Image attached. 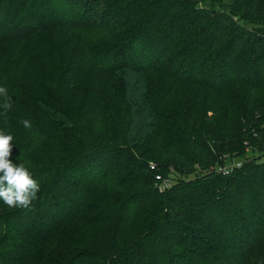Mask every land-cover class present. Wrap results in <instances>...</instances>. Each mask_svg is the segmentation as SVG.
Returning a JSON list of instances; mask_svg holds the SVG:
<instances>
[{
    "label": "trees",
    "instance_id": "obj_1",
    "mask_svg": "<svg viewBox=\"0 0 264 264\" xmlns=\"http://www.w3.org/2000/svg\"><path fill=\"white\" fill-rule=\"evenodd\" d=\"M0 87V264H264V0H0Z\"/></svg>",
    "mask_w": 264,
    "mask_h": 264
},
{
    "label": "clouds",
    "instance_id": "obj_2",
    "mask_svg": "<svg viewBox=\"0 0 264 264\" xmlns=\"http://www.w3.org/2000/svg\"><path fill=\"white\" fill-rule=\"evenodd\" d=\"M3 104L0 105L5 113L11 108L7 89L0 87ZM25 127H31L28 120L23 121ZM13 136L0 133V199L9 206L29 207L39 191L35 181L24 164H14L9 160L12 150Z\"/></svg>",
    "mask_w": 264,
    "mask_h": 264
},
{
    "label": "built area",
    "instance_id": "obj_3",
    "mask_svg": "<svg viewBox=\"0 0 264 264\" xmlns=\"http://www.w3.org/2000/svg\"><path fill=\"white\" fill-rule=\"evenodd\" d=\"M240 164H234L233 166L229 165H219L216 168V171L221 173V174H228L231 172L235 167H239ZM151 168H154V164H150ZM173 184V180L170 177L163 176L161 174H156L155 175V186L159 191H165L169 189Z\"/></svg>",
    "mask_w": 264,
    "mask_h": 264
},
{
    "label": "rangeland",
    "instance_id": "obj_4",
    "mask_svg": "<svg viewBox=\"0 0 264 264\" xmlns=\"http://www.w3.org/2000/svg\"><path fill=\"white\" fill-rule=\"evenodd\" d=\"M245 154L246 155H244V157H245V159H242V157H240V158H232V159H229V160H227V162H226V165H229V166H233L234 164H242L243 162H244V160H246V158L248 157H253V156H255V153H253L252 151H251V149L248 147H246V149H245ZM161 175H163V176H167V177H170L173 181L175 180V179H180V178H183V176H180V175H178L176 172H175V170H173L172 168H170L169 170H168V173H166V175L165 174H161ZM191 176V175H190ZM186 177V176H185Z\"/></svg>",
    "mask_w": 264,
    "mask_h": 264
}]
</instances>
